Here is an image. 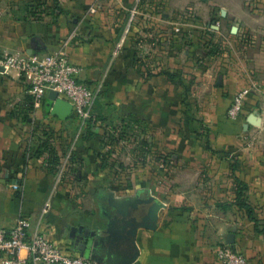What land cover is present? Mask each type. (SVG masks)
I'll list each match as a JSON object with an SVG mask.
<instances>
[{
	"label": "crops",
	"instance_id": "obj_1",
	"mask_svg": "<svg viewBox=\"0 0 264 264\" xmlns=\"http://www.w3.org/2000/svg\"><path fill=\"white\" fill-rule=\"evenodd\" d=\"M27 1L0 0V58L62 49L83 81L103 86L93 114L137 115L141 162L119 208L99 188L88 191L109 186L94 138L62 159L72 156L68 170L86 191L58 185L47 156L35 152L27 84L0 71V227L25 214L66 251L106 264H212L233 235L247 264H264V0H193L205 18L211 6L231 18L191 21L184 38L156 7L135 9L137 0H57L36 19L23 10ZM247 85L255 124L249 113L225 116ZM51 117L56 136H80L71 115ZM206 125L215 152L196 135ZM236 179L258 230L234 203Z\"/></svg>",
	"mask_w": 264,
	"mask_h": 264
},
{
	"label": "built area",
	"instance_id": "obj_2",
	"mask_svg": "<svg viewBox=\"0 0 264 264\" xmlns=\"http://www.w3.org/2000/svg\"><path fill=\"white\" fill-rule=\"evenodd\" d=\"M175 31H180V28L175 27ZM0 66L4 70L17 71L28 86L31 110L27 120L36 143L37 135L42 134V129L56 131L51 117L53 115L49 111L45 114V100L51 90L56 91L58 97L71 104L70 115L77 121V135L82 132L87 122L95 123L93 106L103 86L101 83L90 85L83 81L80 77L81 65L73 62L62 49L57 48L42 53L5 54L0 58ZM252 88L253 85L243 86L232 96L226 110L228 119H238L244 113L257 116L251 109L248 113L246 111ZM34 129L36 134H33ZM21 249L26 250L25 256L20 255ZM247 262L246 255L228 243L220 244L214 249L212 264H247ZM0 264L106 263H98L79 254H71L48 239L41 231L39 222L33 227L31 218L20 214L9 228L0 227Z\"/></svg>",
	"mask_w": 264,
	"mask_h": 264
},
{
	"label": "rangeland",
	"instance_id": "obj_3",
	"mask_svg": "<svg viewBox=\"0 0 264 264\" xmlns=\"http://www.w3.org/2000/svg\"><path fill=\"white\" fill-rule=\"evenodd\" d=\"M29 0L27 6L23 10H27L28 14L36 19L39 18L41 13L51 11L56 6L54 0ZM196 1V0H194ZM193 0H137L135 9L142 10L152 9L156 7V10L162 12V19L172 20L176 22V25L180 28V36L184 38L187 35V24L189 22H196L202 19H209L210 21L228 20L231 17L228 15L223 16L221 9L218 6L210 7L208 17L205 18L200 12H197ZM206 2V1H205ZM152 7V8H151ZM171 11L169 13V8ZM212 8V9H211ZM146 12H149L146 10ZM232 22H235L232 20ZM212 31L206 30V34L210 35ZM152 66V63H150ZM124 111V110H123ZM119 109H114L109 112L108 115H96L94 114L95 123H87L80 133V136H54L53 141H50L48 146L54 148L57 151L58 160L56 163H52L56 172L58 185L66 183L68 187L76 188L79 193H83L86 189L77 184V176L75 172H69L68 164H70V158L64 159V156L70 153L73 148L82 145L83 141L89 142L91 139H96V146L98 148V155L100 156V164L102 165V179L104 181L106 176L108 177V187L88 188L91 193L98 188L100 192H104L108 198L109 205H119L122 203L123 198L127 196V193L133 190L131 179L136 178L137 170L136 165L141 162V156L138 154V150H141V138L138 133V120L135 113L123 112ZM250 112L247 111V113ZM257 114V112H255ZM226 116V113H225ZM246 113L241 117L245 118ZM201 130V131H200ZM73 131V130H72ZM71 131V133H72ZM196 135L200 137L202 142H205V135H209V128L201 127L196 130ZM56 132V131H54ZM89 147V146H87ZM71 155V154H70ZM48 159V157H46ZM147 158V157H146ZM68 161H70L68 163ZM80 162V163H79ZM76 164H84L79 161ZM146 162H149L146 160ZM80 166V165H79ZM106 169V170H105ZM129 180V182H127ZM126 181V182H125ZM78 185V186H77ZM228 243L224 241L222 244ZM229 244V243H228ZM233 247L232 244H229ZM237 249V248H235Z\"/></svg>",
	"mask_w": 264,
	"mask_h": 264
},
{
	"label": "trees",
	"instance_id": "obj_4",
	"mask_svg": "<svg viewBox=\"0 0 264 264\" xmlns=\"http://www.w3.org/2000/svg\"><path fill=\"white\" fill-rule=\"evenodd\" d=\"M54 2L57 3V0H54ZM31 14H32V12H31ZM167 74H169V73H167ZM168 76H171V75L169 74ZM30 110H31V103L29 102V111ZM45 114H48V110L45 111ZM90 123L93 124L91 121H90ZM35 131H36V129L33 130V134H36ZM53 135H55L54 131L42 129V134L37 135V138H38L37 141L38 142H37V148L35 151L38 155L45 154L48 157V160L50 161L51 164L56 163L57 160L59 159L57 156V151L54 148H50L48 146V144H50V141H53V139H54ZM204 146H205V149H207L208 151L215 152V150L209 144V141H205ZM50 169L52 171H54L53 166ZM236 184H237V188H236L234 203L237 207L245 210L247 217L250 220L254 221L255 229L258 230V228L256 226L257 221L253 216V209L247 203V199H246V195H245V191L247 189V186L245 185V183H243L242 181H240L238 179H236ZM262 231H260V232H262Z\"/></svg>",
	"mask_w": 264,
	"mask_h": 264
},
{
	"label": "water",
	"instance_id": "obj_5",
	"mask_svg": "<svg viewBox=\"0 0 264 264\" xmlns=\"http://www.w3.org/2000/svg\"><path fill=\"white\" fill-rule=\"evenodd\" d=\"M235 30H236V27L234 26L232 28V31H235ZM32 52H33L32 50H29L28 53H32ZM0 71H4L3 67L1 66H0ZM48 97L53 101V106L51 108V114L61 120L67 119L72 111L71 104L68 101L62 99L61 97H58L57 92L54 90L49 91ZM255 122H256V117L254 114H251L247 117V123L255 124ZM232 236L233 235H231V237L227 239V242L229 244L233 243ZM78 244L81 245L82 243H78ZM79 248H82V247L80 246Z\"/></svg>",
	"mask_w": 264,
	"mask_h": 264
}]
</instances>
